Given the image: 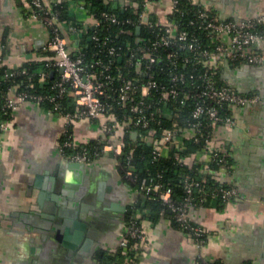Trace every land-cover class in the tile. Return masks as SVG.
<instances>
[{
    "label": "crops",
    "instance_id": "crops-1",
    "mask_svg": "<svg viewBox=\"0 0 264 264\" xmlns=\"http://www.w3.org/2000/svg\"><path fill=\"white\" fill-rule=\"evenodd\" d=\"M193 1L220 19L238 21L264 12V0ZM147 7L149 15L165 19L170 0H150ZM27 8L25 0H0V65L15 67L50 56L41 50L48 29ZM220 40L228 44L227 36ZM74 42L69 35L68 46ZM253 48L264 54V37ZM221 63L222 78L236 90L264 97V62ZM229 111L234 123L216 125L210 140L228 162L209 171L215 180L235 186L239 196L222 204L211 198L189 208L190 220L205 231L200 245L169 217L151 218L138 210L143 238L134 264H194L199 254L219 264H264V103L232 104ZM100 120H72L73 142L102 138ZM65 126L61 114L23 101L0 133V264H99L98 250L118 249L123 208L138 192L109 153L83 169L67 166L58 147ZM73 230L81 232L75 242Z\"/></svg>",
    "mask_w": 264,
    "mask_h": 264
},
{
    "label": "built area",
    "instance_id": "built-area-1",
    "mask_svg": "<svg viewBox=\"0 0 264 264\" xmlns=\"http://www.w3.org/2000/svg\"><path fill=\"white\" fill-rule=\"evenodd\" d=\"M149 1L130 0L127 4L122 0V10L128 7L130 12L120 17L114 10L106 9L94 14L84 0H25L28 15L48 29L41 50L50 56L43 59L34 74H28L21 88L20 83L14 82L0 90V108L10 119L20 102L40 105L49 101L51 111L61 114L66 121L83 117L102 119L99 123L103 137L96 143H84L65 153L64 148L75 147L68 136L58 140L60 152L69 161L85 163L104 153L112 154L116 160L122 156L117 163L124 180L136 190L158 195L173 211L180 229L200 245L205 240L204 228L190 220L188 210L206 200L204 175H184L183 195L175 201L171 187L160 180V171L139 175L131 162L137 145L125 143L123 137L131 134L134 140H146L151 144L153 159L174 148L181 162L201 164L200 171L209 168V163L224 164L226 154L212 147L210 140L216 125L233 124L234 120L230 114L220 113L219 107L264 103V97L255 92H240L226 81L219 84L214 66L223 60L232 64L264 62V54L253 48L264 37V12L238 21L220 19L207 6L198 4L191 9L192 17L185 25L178 26L167 16L162 19L154 13L149 15ZM181 1L196 4L193 0H170L169 13L177 10ZM110 24L134 28V40L116 42L113 35L105 33L104 28ZM189 26L204 32L213 43L206 44ZM69 35L75 36L71 47L67 43ZM84 35L90 40L89 57L80 42ZM222 35L227 36L228 44L220 40ZM24 72L25 67H11L5 68L4 75ZM34 75L38 84L45 82V86L36 89L31 80ZM67 96L75 105L74 111L62 110V98ZM185 105L188 111L179 121ZM9 119L0 120V133ZM166 120H170V125L162 127ZM156 130L158 136L153 134ZM183 138L197 144L196 151L184 154ZM217 193L223 200L239 196L235 186L229 184ZM137 216L130 213L126 217L118 243L125 260L119 264H129L130 250L134 251L143 238ZM200 261L211 264V260L199 254L194 264H201Z\"/></svg>",
    "mask_w": 264,
    "mask_h": 264
},
{
    "label": "trees",
    "instance_id": "trees-1",
    "mask_svg": "<svg viewBox=\"0 0 264 264\" xmlns=\"http://www.w3.org/2000/svg\"><path fill=\"white\" fill-rule=\"evenodd\" d=\"M127 4L128 1L130 0H124ZM138 2H141V0H137ZM85 3L90 4V9L94 14H98L100 10H114L120 17L126 16L129 12L130 9L128 10V7L123 9L121 8L120 3H117L113 5L110 1L108 0H84ZM66 5L64 1H62V8H64ZM199 6L198 4H190L187 1H181L178 4L177 10H173L171 13L167 15L169 19H174L175 22L178 24V26L185 25L186 21L192 17V8ZM182 11V13H180ZM130 28V30H128ZM90 30V29H89ZM105 33L107 35H113V40L116 42L123 43L127 40H134L135 37V29L131 27H123L117 24H110L108 25L107 28H104ZM189 30L194 31L196 34H198L201 37V40H203L206 44H212L213 40H209L204 35V32L200 31L194 26H189ZM144 32V29L142 30L141 33ZM114 33V34H113ZM117 33V35H115ZM81 45L83 47V50H85L87 57H89L90 52H91V46H90V40L88 38V35H84L81 38ZM43 59L41 60H27L23 64L19 66H15L16 68H22L25 67L26 72L18 74V75H10V76H5L4 75V70L5 68H11L6 65H0V90L1 89H6L7 86L13 84L14 82L20 83L19 88L23 86V82L28 78V74H34L37 69L42 65ZM222 63L217 64L214 66V71L216 75V79L219 84L225 83V80L222 78ZM14 68V67H12ZM31 80L35 82V88H42L45 86L44 83H40L41 85L38 84L37 82V77L34 75L32 76ZM62 105H63V111H74L75 110V105L73 101L71 100L70 97H64L62 98ZM40 106H43L45 108H48L49 110L51 109V103L49 101H44L40 104ZM187 106H182V109L180 111L181 117L178 116V120L180 121L182 116L187 113ZM219 112L222 114H230L229 111V105L224 104L223 106L219 107ZM9 119V115L7 112H5L3 109L0 108V120H6ZM78 119V118H75ZM71 121L68 120L66 121V126L64 131L61 133L59 137V141L64 140L68 136L72 138L71 136ZM170 125V120H166L165 123L162 125L163 126H169ZM154 136L159 135V130H156V132L153 133ZM99 138L92 139L88 142V144H93L98 141ZM125 143L127 142H134L137 147H135L133 153H132V159L131 162L135 166L136 170L139 172V175L142 176L143 174L150 173L151 175H154L157 171H160L161 173V178L160 180L163 181L165 184L169 185L172 189L171 191V198L175 201H179L180 198L183 195V187H182V177L186 174H189L192 177H201L204 175L206 179V186H205V193H206V200L201 202L200 204H195L194 207L206 204L209 202L211 198H217V201L222 204L226 200H223L222 197L220 196L219 193H217L218 189L222 186H227V183H222L217 180H215L214 176L210 173V169H217L219 167V164L215 163H209V168L206 170H201L200 167L201 164L199 163H185L181 162V159H178V156L176 155L177 153L175 152L174 148L167 149V151L161 155L158 156L156 159L152 158L151 155V144L148 143L146 140H140V139H135L131 136V134H126L123 137ZM183 141L186 145V149L183 151L185 153H191L196 151L197 149V144L193 143L190 139L183 138ZM81 144H75V147H67L64 148L63 151L65 153L78 148ZM110 154V153H109ZM183 154V153H182ZM112 155V154H111ZM122 158V156L118 157V159ZM116 160V161H117ZM227 156H225V163H227ZM118 169L120 173L122 174L120 165L117 163ZM132 186V184H130ZM138 192V197L134 202H131L130 204L127 205V216L130 213H137L138 210H143L144 213H146L149 217L155 218L160 215H165L169 217L172 221V223L180 229V225L177 222V220L174 218L173 211L171 208L168 206L166 202H163L158 195L153 194V193H144L140 190H137ZM138 215V214H137ZM138 220H139V216ZM205 237V235H204ZM137 249L135 248L134 251L130 250L132 253L131 259L128 260L129 264H134L137 261ZM135 252V253H134ZM133 254H135L133 256ZM96 259L98 260L99 264H119L122 261L125 260L124 255L120 252L119 248L115 252H109V251H104V250H98L96 252ZM201 264H205L200 261ZM211 264H219L218 261L211 260ZM248 264V263H244Z\"/></svg>",
    "mask_w": 264,
    "mask_h": 264
},
{
    "label": "water",
    "instance_id": "water-1",
    "mask_svg": "<svg viewBox=\"0 0 264 264\" xmlns=\"http://www.w3.org/2000/svg\"><path fill=\"white\" fill-rule=\"evenodd\" d=\"M139 30V27H137L136 28V31H138ZM227 62V61H226ZM228 64V63H227ZM52 73V72H51ZM245 104H247V103H245ZM248 104H251V103H248ZM135 134V132H133V135ZM67 164V166H69V167H71V168H76V169H83V168H85V162H76V161H69V162H67L66 163ZM74 225H78V226H82V224H77V223H75ZM67 230H69V228H67ZM73 232H74V235L72 236V240L75 242V241H78V238H80V235H81V232L80 231H78V230H73ZM56 237L58 238V239H60V236H59V233L57 232V235H56ZM63 244H65L66 246H69V247H73L74 245L73 244H71L70 242H65V241H63Z\"/></svg>",
    "mask_w": 264,
    "mask_h": 264
},
{
    "label": "flooded vegetation",
    "instance_id": "flooded-vegetation-1",
    "mask_svg": "<svg viewBox=\"0 0 264 264\" xmlns=\"http://www.w3.org/2000/svg\"><path fill=\"white\" fill-rule=\"evenodd\" d=\"M123 211H124L125 222H126V217H127V206H124Z\"/></svg>",
    "mask_w": 264,
    "mask_h": 264
}]
</instances>
